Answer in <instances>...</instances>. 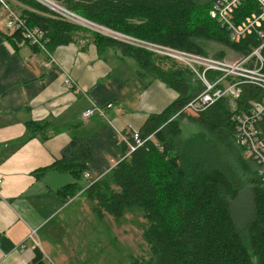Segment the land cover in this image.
I'll return each instance as SVG.
<instances>
[{
  "label": "trees",
  "instance_id": "obj_1",
  "mask_svg": "<svg viewBox=\"0 0 264 264\" xmlns=\"http://www.w3.org/2000/svg\"><path fill=\"white\" fill-rule=\"evenodd\" d=\"M17 1L29 8L17 14L42 33L46 51L83 37L84 31L92 32L59 18L36 0ZM55 1L94 24L194 54L205 55L203 41L216 42L241 56L264 42V16L241 37L231 39L217 20L209 17L214 0ZM259 13L255 0H245L234 9L233 21L246 23ZM11 31L13 41H23L20 30ZM90 39L98 51L111 48L132 59L139 77L161 81L177 98L162 112L146 118L138 131L142 145L128 150L130 133L125 134L120 160L105 175L88 180L87 186L80 180L85 178L91 151L83 138L72 139L52 165L72 177L61 192L69 197L83 193L98 218L107 214L118 219L131 208L141 211L147 224V249L132 264H264V179L248 166L235 142L234 111L228 96L204 111H185L183 106L201 90L188 69L166 56L98 33H91ZM259 53L264 58V44ZM192 82L198 86L193 88ZM261 96L257 86L242 84L235 101L238 111ZM181 120L199 130L181 138ZM149 135L152 137L146 140ZM245 193L248 208L237 220L232 203ZM34 259L36 264H44L39 252Z\"/></svg>",
  "mask_w": 264,
  "mask_h": 264
},
{
  "label": "crops",
  "instance_id": "obj_2",
  "mask_svg": "<svg viewBox=\"0 0 264 264\" xmlns=\"http://www.w3.org/2000/svg\"><path fill=\"white\" fill-rule=\"evenodd\" d=\"M9 4L18 13L29 10L17 0ZM7 23L0 7V264H36V252L44 264L95 263L83 238L94 235V217L64 211L85 195L62 193L72 177L52 165L72 139L83 138L91 151L89 178L80 180L87 186L120 160L124 135L139 131L177 94L159 80L139 77L135 62L116 50L98 51L86 35L42 51L13 41ZM91 107H104L103 113L83 118ZM31 230L37 244L27 239Z\"/></svg>",
  "mask_w": 264,
  "mask_h": 264
},
{
  "label": "built area",
  "instance_id": "obj_3",
  "mask_svg": "<svg viewBox=\"0 0 264 264\" xmlns=\"http://www.w3.org/2000/svg\"><path fill=\"white\" fill-rule=\"evenodd\" d=\"M40 4L47 7L49 10L59 15L62 19L69 21L73 24L79 25L81 27H87L86 18L82 20L77 19L71 10L64 8L55 0H37ZM245 0H214L212 3V10L210 13L212 17L217 20V22L223 27L228 33L231 39L238 38L244 34L246 30L252 27L255 20L258 18H263L264 16V0H255L260 8L259 16H253V20H247L246 25H237L233 21V11ZM0 7L6 12L8 16L7 27L10 30H20L21 36L23 38V43H27L31 46H39L46 51L44 47L43 35L35 27H29L23 18L16 14L3 0H0ZM91 29L93 32L101 34L103 36H109L116 38L120 41L129 44L138 45L140 41L136 38L129 37L128 35L121 34L117 31L111 30L105 26L98 24H93ZM112 33L119 34L120 37L110 35ZM136 41L132 42V41ZM150 49L160 52L166 56L177 59L188 68L193 69L197 74H202L201 81L204 83L202 85V91L193 95V97L183 106V110L192 111L198 113L204 111L209 105L221 99L227 94H231L234 98L239 97L240 86L244 83L252 84L257 86L262 91V96L258 101L250 102L247 109L242 111H236L233 113L234 121V134L235 142L241 148L244 158L250 160L254 166L256 173L261 179H264V58L259 53L260 48L264 42L257 48L253 50V54L246 55L240 60V63H244V66L236 67L233 71V67L227 68V64L222 60H217L209 58L205 55L194 54L185 51H180L164 46L155 45L152 43ZM259 63V65H257ZM205 65H210L206 67ZM196 66V69L194 68ZM222 66L227 68V73L234 74L236 78L233 81H225V85H221L214 82V78L209 77V72H217L218 69H223ZM258 68L257 72H253V69ZM207 69L210 71L207 72ZM206 74L207 76H203ZM238 78L242 81L238 82ZM70 82V80L68 79ZM71 83V82H70ZM69 83V85H70ZM112 104H106V108H111ZM104 107H91L86 109L82 117L87 118L94 114H102ZM179 113V112H178ZM176 113L173 117L178 115ZM130 140L127 141L128 150H133L134 147L143 144V140L140 138L138 131L130 132ZM152 135H149L146 140H149ZM84 177L88 178L89 174L84 173ZM1 183V181H0ZM27 239L34 240L37 244L35 230H31L27 236ZM35 244V245H36ZM21 248L24 244H21Z\"/></svg>",
  "mask_w": 264,
  "mask_h": 264
},
{
  "label": "rangeland",
  "instance_id": "obj_4",
  "mask_svg": "<svg viewBox=\"0 0 264 264\" xmlns=\"http://www.w3.org/2000/svg\"><path fill=\"white\" fill-rule=\"evenodd\" d=\"M3 1L7 3L12 10H14L15 7L14 8L12 7L13 4L12 5L9 4L10 0H3ZM201 1H207V0H201ZM14 11L18 13L16 10ZM57 16L61 18L59 15ZM209 17L213 18L210 12H209ZM239 25H246V23L241 22ZM91 33H95V32H93V30L92 32H89V33H86L84 31V33H81V34L83 36L86 35L88 38H90ZM110 35L120 37L119 34L117 33H112ZM113 40L117 42L125 43L116 38H113ZM132 42L136 43V41L134 40ZM125 44L131 45L134 47L144 48L156 54L166 56L160 52L151 50L150 49L151 45L147 44L144 41H140L138 45L129 44V43H125ZM201 47L204 49L205 56L209 58L217 59V60H222L227 64H231V65H226L228 69L233 67V71H235L234 69L236 67L244 66V63H240V60L245 56H241L240 54L216 42L203 41L201 42ZM250 54H253V51H251ZM166 57L169 58L170 60H173L178 65L188 69L193 74L194 80H197L198 83L201 84V90L199 91L200 93L203 89L202 85L204 86V83L199 78L202 76V74H197L196 72H194L193 69L188 68L185 64H183L177 59L171 58L169 56H166ZM257 65H259V63H257ZM205 66L208 67L210 65H205ZM222 67L223 69H218L219 71L217 72H209L208 76L212 78L215 77L214 78L215 83L225 85V81H233L236 78V76L234 74L227 73V68H225V66H222ZM194 68L196 69V66H194ZM257 69L258 68L253 69V72L256 73ZM208 71L210 70L207 69V72ZM203 76H207V75L203 74ZM240 81H242V79L238 78V82ZM192 84H193V88H196L198 86L197 83L192 82ZM227 95H230V97L228 96V100H229L231 109L234 112L238 111L236 107V102H235L238 97H236V99L233 100L234 97L231 94H227ZM233 119L234 117L232 116V120ZM180 125H181L180 128L182 129V134L185 136L187 134L189 136L191 134L189 132H191L192 129H196L195 125L193 124L187 125V123L184 122L183 120L180 121ZM243 158H244V155H243ZM246 162L248 163V166L252 170L255 169L254 164L250 160H247ZM64 176H65L64 178H70L69 175L67 174H64ZM246 194L247 193L243 194L242 196H240L238 200L232 203V212L237 220H241L247 211L248 196ZM89 206L90 205L87 199L82 195V196L77 197V199H75V201L72 204H70L67 208L64 209V211H69V212H75L74 210H78L81 212H88L90 213V216H89L90 218L94 217V223H95L94 235L93 236L90 235L89 240L87 236L86 237L84 236L83 238L85 239L86 242L90 243L91 254L93 253L94 258L97 257L98 261L94 263L93 258H88V262L84 261L83 264H86V263L87 264H132L133 259L140 260V257L144 255L147 249V246L144 240V232L147 228L146 227L147 224L144 218L142 217L141 211L135 208H131V209L125 210L122 217L118 219H115L107 214H105L102 218H98V216L97 215L95 216L94 213L89 209ZM90 232H92V230ZM83 238L82 236L80 237L81 242L83 241ZM91 242H93L94 244Z\"/></svg>",
  "mask_w": 264,
  "mask_h": 264
},
{
  "label": "bare ground",
  "instance_id": "obj_5",
  "mask_svg": "<svg viewBox=\"0 0 264 264\" xmlns=\"http://www.w3.org/2000/svg\"><path fill=\"white\" fill-rule=\"evenodd\" d=\"M62 6V5H61ZM15 12V11H14ZM72 12V11H71ZM16 13V12H15ZM73 13V15L77 18V19H81L82 20V18L83 17H81V16H79V15H77L76 13H74V12H72ZM17 14V13H16ZM7 18V17H6ZM7 21H8V19H7ZM86 24H87V27H81V28H84V29H86V30H88V31H92V29H91V27H92V25L94 24V23H92V22H90V21H88L87 20V22H86ZM228 98V97H227ZM124 141H126V138L124 139Z\"/></svg>",
  "mask_w": 264,
  "mask_h": 264
}]
</instances>
